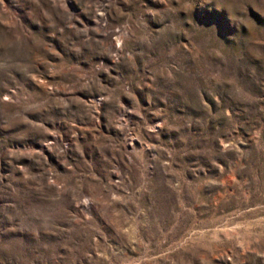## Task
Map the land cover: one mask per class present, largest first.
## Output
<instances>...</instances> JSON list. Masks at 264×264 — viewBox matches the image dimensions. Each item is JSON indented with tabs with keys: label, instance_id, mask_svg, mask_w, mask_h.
Listing matches in <instances>:
<instances>
[{
	"label": "rangeland",
	"instance_id": "374dc122",
	"mask_svg": "<svg viewBox=\"0 0 264 264\" xmlns=\"http://www.w3.org/2000/svg\"><path fill=\"white\" fill-rule=\"evenodd\" d=\"M0 264H264V0H0Z\"/></svg>",
	"mask_w": 264,
	"mask_h": 264
}]
</instances>
